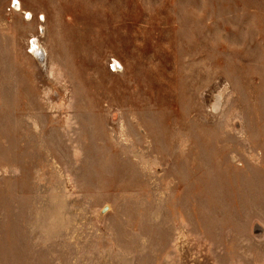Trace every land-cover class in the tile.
I'll list each match as a JSON object with an SVG mask.
<instances>
[{
	"label": "rangeland",
	"instance_id": "rangeland-1",
	"mask_svg": "<svg viewBox=\"0 0 264 264\" xmlns=\"http://www.w3.org/2000/svg\"><path fill=\"white\" fill-rule=\"evenodd\" d=\"M0 264H264V0H0Z\"/></svg>",
	"mask_w": 264,
	"mask_h": 264
},
{
	"label": "built area",
	"instance_id": "built-area-1",
	"mask_svg": "<svg viewBox=\"0 0 264 264\" xmlns=\"http://www.w3.org/2000/svg\"><path fill=\"white\" fill-rule=\"evenodd\" d=\"M13 5H15V4L13 3Z\"/></svg>",
	"mask_w": 264,
	"mask_h": 264
}]
</instances>
